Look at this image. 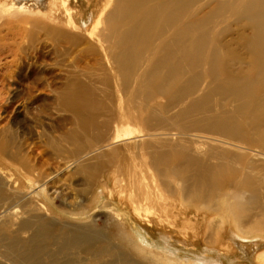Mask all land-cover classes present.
<instances>
[{"label": "bare ground", "instance_id": "bare-ground-1", "mask_svg": "<svg viewBox=\"0 0 264 264\" xmlns=\"http://www.w3.org/2000/svg\"><path fill=\"white\" fill-rule=\"evenodd\" d=\"M10 1L0 0L6 105L41 90L45 75L25 83L22 61L45 69L54 59L60 74L42 86L52 103L28 115L43 140L0 130V159L29 172L47 147L63 162L21 199L39 200L69 175V207L107 211L106 228L83 222L87 214L53 233L44 264H185L175 242L177 251L202 248L189 264L238 255L237 264H264V0H83L75 13L68 0H49V11L35 10L42 17H23ZM23 41L30 55L19 54ZM54 111L73 128L55 135ZM126 125H140L142 137L119 146ZM132 147L143 157L132 165L152 171L145 183L125 163ZM36 240L31 257L42 264ZM0 264H10L1 253Z\"/></svg>", "mask_w": 264, "mask_h": 264}, {"label": "rangeland", "instance_id": "rangeland-1", "mask_svg": "<svg viewBox=\"0 0 264 264\" xmlns=\"http://www.w3.org/2000/svg\"><path fill=\"white\" fill-rule=\"evenodd\" d=\"M68 1L70 3V7L72 8V12L75 13V11H78L76 10V3L83 0ZM39 2L43 4L40 8H38L39 6H37V3ZM103 2L104 0H100V3ZM8 3L9 5L10 3H13L16 6L21 7L19 11L21 12L20 14L23 15V17H42L43 14L41 13L49 11V0H11ZM35 10L39 12L41 11V13L36 12ZM88 15L89 13L84 16V22L86 21V23L89 22L88 20L90 15ZM19 19L20 18H18V21H22V19ZM46 20L51 21L50 19ZM0 23L3 24V21H0ZM22 25L23 27L30 28L31 24H27L26 22ZM17 26L18 23L15 22L6 25V27L9 28V32L7 35L9 38L11 37V31L16 30ZM6 27L3 28L4 30L2 32V35H5L7 33V30L5 31ZM35 45L36 43L33 44V46ZM31 48L32 47L30 46V44H28V42L23 41L19 54L23 56L30 55L32 53ZM51 63L53 64L45 67L44 69V67L42 68L35 64H31L27 67L26 61H22L15 70L20 74L21 79H23L25 83L32 81L38 75L42 77L45 75L43 80L40 81V84L38 85L39 90H41L38 94L35 93L36 97L31 102H27L26 100L22 99L20 101L21 105L8 107V105H6V101L7 98L10 97L9 92L7 91V89L3 88L0 83V130L6 129L12 131L14 135H18V137H21V139L23 138L28 142H31L33 140L32 142L38 143L40 142V139L43 140V138L38 139V134H41L45 131L43 129L44 127L42 128L40 124L37 125L34 122L30 121L28 115L33 111V109L36 108L40 111H45V108L48 107L54 100L53 95L46 96V93L44 92V90H42V86L46 79L50 81L56 77V80L58 81V75L60 73L55 68L54 59ZM48 68H52L51 71L53 73L46 70ZM56 86H59V84L57 83ZM17 107H19L18 110ZM24 108H26L25 113L23 111ZM51 117L55 135L59 136L61 133H64L73 128V126L69 123V116L65 113L54 111ZM140 127V125H138V127L126 125V142L122 143V138L124 137H121L119 139L118 145L124 146L127 144H131V140H129L130 138L127 137L129 136V134L134 135L135 137H142L138 132L140 130ZM40 150H42V153L37 157V159H39L41 163L39 165H36V167L29 172H26L20 166L6 164L3 160L0 159V192H2V196L0 198V248L2 249H0V253L3 254L7 262L10 264H39L37 262L35 263V259L31 257L32 252L30 248L31 246H33V244L31 243V238L34 235H37V240L35 243H37V245L40 246L39 249L42 250L41 252H38V250H36L35 253H38V255H36V258L39 257L41 263L44 264L45 260L47 259V253L53 252L55 243H57V241L55 240L56 238L53 236V233L60 236L62 234V228L64 226L76 224L74 222H80V216H82L83 218V216L88 214V217H84L85 221L83 220V222H85L86 224L91 225L92 223L95 224L99 222L101 223V227H107L106 222H101L106 218L105 215L107 211L100 210L98 208L95 210L88 209L83 214L81 211L79 212V210H73V208L68 206L66 198L70 196V190H65L64 184H68V182H65V180H68L69 175H66L63 178H61L60 176L59 178H61V183L56 185V189L48 191L45 196L40 198L39 200L33 199V203H26L25 200L21 199L25 195L28 196L29 191L33 187L39 185L38 182L42 174H50L51 177H55V173L57 171L56 167L60 166L63 162L62 157L56 156L52 152V150L48 149L47 147H43ZM130 151H132V153L128 154L125 151L123 152V155H126L127 158H129L125 162L127 166L131 167L132 169H136L135 175L133 176L132 180H136L138 183H145L147 180H151L150 178H152V171L150 169L143 166L135 167L132 165L135 163L139 164L140 162L143 163V157L142 154H139L138 148L132 147ZM126 170H128V168L124 171ZM78 180L79 178L74 179V189L79 188L75 185V182L77 183ZM113 194L115 197L117 196V192H113ZM45 197L47 200L45 199ZM103 198L105 199L106 196L103 195ZM79 205L83 207V205H85V202L84 204L80 203ZM8 210L10 211L7 212ZM26 220L30 222V225L26 228H22L21 224ZM47 223L51 224L50 227H48L49 229L43 228V226ZM175 246L172 245L171 250L178 254L179 260L185 264H189L192 261L191 258L193 259L196 254L201 253L202 249L200 248L199 250H194L192 248H188L191 252H188V250L177 251V247H179L180 245L178 242H175ZM240 258L241 256L238 255L237 257L230 260H228V258H225L221 262L223 264H237L235 262L239 261Z\"/></svg>", "mask_w": 264, "mask_h": 264}]
</instances>
